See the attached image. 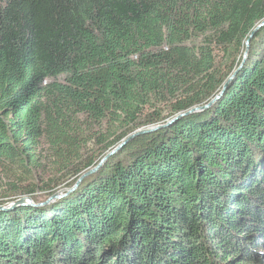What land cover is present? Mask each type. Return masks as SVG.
<instances>
[{
    "label": "trees",
    "instance_id": "1",
    "mask_svg": "<svg viewBox=\"0 0 264 264\" xmlns=\"http://www.w3.org/2000/svg\"><path fill=\"white\" fill-rule=\"evenodd\" d=\"M263 21L264 0H0V206L50 188L43 142L57 189L173 121L1 210L0 264H264Z\"/></svg>",
    "mask_w": 264,
    "mask_h": 264
},
{
    "label": "rangeland",
    "instance_id": "2",
    "mask_svg": "<svg viewBox=\"0 0 264 264\" xmlns=\"http://www.w3.org/2000/svg\"><path fill=\"white\" fill-rule=\"evenodd\" d=\"M251 41H250V43H251ZM250 53H251V45L249 44L248 52H247V46H246L245 52L243 54L244 55V58H243V61L244 62L248 59ZM242 66L240 65L239 68L232 74V76L230 78H232L234 75L236 76L238 74V72L242 69ZM230 78L228 80H230ZM219 94H221V92ZM209 104H207V105H209ZM207 105H205V106H207ZM200 107H202V106H200ZM200 107H198V108H200ZM147 111H148L147 114L148 115H151V113H152L151 107L147 108ZM169 121L171 122V120H169ZM169 121H167V122L165 121L164 122L165 124L162 125V126H165V125L169 124L168 123ZM83 122H84V120H83ZM151 128L152 127H146V128L144 127V128L139 129L137 132H140V131H143V130H147V129H151ZM116 132H118L117 129H116ZM118 133L121 134L120 132H118ZM106 136H107V138H110V136L108 134H106ZM90 148H93V145H90ZM121 151H122V149L120 151H118V153H120ZM118 153H116V154H118ZM39 156H40V159H39V162H40L39 163V167L34 172V177H33V180L32 181L35 184L40 185L41 187H44L46 184H49L50 185V188L47 191H44L43 190V191H38L37 193H35V195H33L34 196V199L33 200H34L35 204H37V205L38 204H41L40 206H36V208L45 209L46 207H48V206H50V205L58 202L59 200H61V199H57V200L52 201L53 203L51 202L50 204H47L46 202L48 201V199L52 197V196H49V191L50 190L51 191H53V190L56 191L55 194H57V193H60V192H63V191L72 189L76 183L73 184L72 186H70V185H68V183L69 184H72L73 183V181H70L67 184H62V186H60V187H58L56 189L57 182H58V178H62L63 176H62V173H60V176H58L59 174H58L57 168L53 165V161H52L51 156H50L49 151H48V146L45 144V142H43L42 145L40 146ZM55 181H57V182L55 183ZM15 183H16L15 181H12V180L8 179L7 176L4 175L3 172L0 170V198L3 197L4 195L6 196V194L7 195L10 194L9 192H12V190H11L10 187H12V184H15ZM18 187H21V186H18ZM71 194H69L68 196H70ZM68 196H66V197H68ZM66 197H64V198H66ZM18 199H20V198H18ZM18 199H16V200H18ZM16 200H13V201H16ZM10 202H12V201H10ZM15 209H17V208H12L10 206L9 207H6V211H12V210H15Z\"/></svg>",
    "mask_w": 264,
    "mask_h": 264
},
{
    "label": "water",
    "instance_id": "3",
    "mask_svg": "<svg viewBox=\"0 0 264 264\" xmlns=\"http://www.w3.org/2000/svg\"><path fill=\"white\" fill-rule=\"evenodd\" d=\"M264 27V21L258 26V28L252 33L250 39L247 41L246 46H247V52H248V48H249V44L250 41L253 39L254 35L262 28ZM235 75L230 78V80H228V82L225 84V86L223 87V90L221 91V94H219L213 101H211V103L207 106L204 107H200V108H195L193 110H191L190 112L181 115L179 118L182 117H186L190 114L196 113V112H202L205 111L207 109H209L218 99H220L223 94L225 93L226 89L228 88V86L231 84V82L233 81ZM173 122V121H172ZM172 122H169V124H171ZM169 124L165 125V126H161V127H155V128H151V129H147V130H143L140 131L132 136H130L123 144H121L120 146H118L114 151L110 152L107 156H105L102 161L100 162V164H98V166H96L95 168L89 170L88 172L84 173L76 182V184L74 185V187L70 190H66L57 194H54L51 198L48 199V201L46 202L47 204H50L52 201L57 200V199H62L66 196H68L69 194L73 193L74 191L77 190V188L80 186V184H82V182L89 177L90 175L98 172L102 166L107 162V160L112 157L113 155H115L116 153H118V151H120L127 143L131 142L132 140H134L136 137H139L140 135H144V134H148L151 133L153 131L158 130L159 128H165L167 126H169ZM53 203V202H52ZM41 204H35L34 200L31 197H22L16 201H12V202H8L7 204L0 206V211L2 210H6V207H12V208H18V207H22V206H40Z\"/></svg>",
    "mask_w": 264,
    "mask_h": 264
}]
</instances>
